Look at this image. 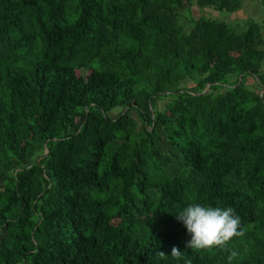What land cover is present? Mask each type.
<instances>
[{
	"label": "trees",
	"instance_id": "obj_1",
	"mask_svg": "<svg viewBox=\"0 0 264 264\" xmlns=\"http://www.w3.org/2000/svg\"><path fill=\"white\" fill-rule=\"evenodd\" d=\"M243 1L0 0V264H264V17L177 20ZM193 203L245 235L187 248Z\"/></svg>",
	"mask_w": 264,
	"mask_h": 264
},
{
	"label": "clouds",
	"instance_id": "obj_2",
	"mask_svg": "<svg viewBox=\"0 0 264 264\" xmlns=\"http://www.w3.org/2000/svg\"><path fill=\"white\" fill-rule=\"evenodd\" d=\"M176 219L186 227L191 237L186 247L192 250L224 249L231 240L245 235L241 218L230 206L221 208L193 203L178 212ZM159 255L165 257L166 254L159 252ZM236 255L235 251L230 252L229 261ZM170 256L177 262L184 260V264H191L177 247L172 248Z\"/></svg>",
	"mask_w": 264,
	"mask_h": 264
},
{
	"label": "rangeland",
	"instance_id": "obj_3",
	"mask_svg": "<svg viewBox=\"0 0 264 264\" xmlns=\"http://www.w3.org/2000/svg\"><path fill=\"white\" fill-rule=\"evenodd\" d=\"M197 16H204L214 19H222L226 21L230 26H233L237 30H241L244 28V21L246 19L253 20V21H260L264 17V4H262L258 0H248L243 1L242 5L239 9L233 10V11H225L222 9H217L213 7L212 5H206V6H197L196 4H191L189 6V9L187 10H181L178 13L177 20L182 25L184 30H187L189 28V20L190 18L197 17ZM261 32L264 36V28H261ZM264 48V46H263ZM264 62V55L262 58ZM250 78L247 75L243 74L244 79V85L248 88H254V83H246V80ZM226 81H228V78L225 77ZM253 80V78H250ZM221 87H225L226 83H221ZM179 85L182 86H190L191 82L189 80L181 81L179 82ZM264 91L263 87H259V91ZM167 98V97H166ZM160 99L158 101L157 106L162 107L164 101L166 100ZM118 111V108H114L112 110L113 113H116Z\"/></svg>",
	"mask_w": 264,
	"mask_h": 264
},
{
	"label": "water",
	"instance_id": "obj_4",
	"mask_svg": "<svg viewBox=\"0 0 264 264\" xmlns=\"http://www.w3.org/2000/svg\"><path fill=\"white\" fill-rule=\"evenodd\" d=\"M204 89L203 90H206L207 88H206V84L204 85V87H203ZM45 147H43V151H42V153L41 154H43V152H45Z\"/></svg>",
	"mask_w": 264,
	"mask_h": 264
},
{
	"label": "crops",
	"instance_id": "obj_5",
	"mask_svg": "<svg viewBox=\"0 0 264 264\" xmlns=\"http://www.w3.org/2000/svg\"><path fill=\"white\" fill-rule=\"evenodd\" d=\"M262 65L264 66V62H262ZM246 83H251V79L248 78V79L246 80Z\"/></svg>",
	"mask_w": 264,
	"mask_h": 264
},
{
	"label": "bare ground",
	"instance_id": "obj_6",
	"mask_svg": "<svg viewBox=\"0 0 264 264\" xmlns=\"http://www.w3.org/2000/svg\"><path fill=\"white\" fill-rule=\"evenodd\" d=\"M206 86H207V84H206Z\"/></svg>",
	"mask_w": 264,
	"mask_h": 264
}]
</instances>
